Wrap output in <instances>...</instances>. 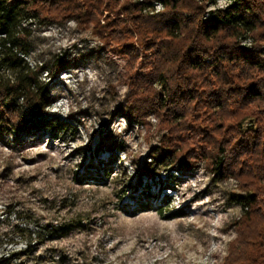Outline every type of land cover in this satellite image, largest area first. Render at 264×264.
<instances>
[{
	"label": "rangeland",
	"instance_id": "obj_1",
	"mask_svg": "<svg viewBox=\"0 0 264 264\" xmlns=\"http://www.w3.org/2000/svg\"><path fill=\"white\" fill-rule=\"evenodd\" d=\"M27 26V58L47 67L45 122L64 128L32 127L19 142L0 133V264H219L241 212L231 198L235 182L219 180L203 163L144 176L159 136L151 115L148 128L122 115L124 61L98 50L96 37L73 20ZM102 160L111 171L92 177ZM64 222L65 233L32 241L27 256L15 254L40 225Z\"/></svg>",
	"mask_w": 264,
	"mask_h": 264
},
{
	"label": "trees",
	"instance_id": "obj_2",
	"mask_svg": "<svg viewBox=\"0 0 264 264\" xmlns=\"http://www.w3.org/2000/svg\"><path fill=\"white\" fill-rule=\"evenodd\" d=\"M215 4L0 0V133L19 142L32 127L64 128L45 122L50 90L41 73L47 67L27 58V25L73 20L96 37L98 50L124 61L120 108L127 123L148 128L150 115L155 121L159 138L141 173L152 179L167 166L203 163L219 180H233L231 198L241 212L219 264H264V0H230L210 10ZM92 167V177L111 171L104 160L100 170ZM69 224L40 225L15 254H31L32 241L65 233Z\"/></svg>",
	"mask_w": 264,
	"mask_h": 264
},
{
	"label": "bare ground",
	"instance_id": "obj_3",
	"mask_svg": "<svg viewBox=\"0 0 264 264\" xmlns=\"http://www.w3.org/2000/svg\"><path fill=\"white\" fill-rule=\"evenodd\" d=\"M148 178V177H147ZM150 179V178H149ZM153 179V178H152ZM168 185H163V186H159V189H165V187H167Z\"/></svg>",
	"mask_w": 264,
	"mask_h": 264
}]
</instances>
